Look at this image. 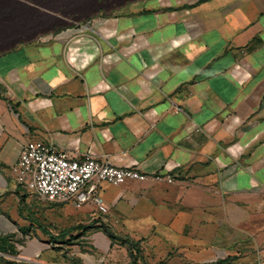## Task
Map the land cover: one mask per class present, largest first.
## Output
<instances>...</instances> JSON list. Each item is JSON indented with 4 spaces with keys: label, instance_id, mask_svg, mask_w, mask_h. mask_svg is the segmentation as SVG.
I'll list each match as a JSON object with an SVG mask.
<instances>
[{
    "label": "crops",
    "instance_id": "crops-1",
    "mask_svg": "<svg viewBox=\"0 0 264 264\" xmlns=\"http://www.w3.org/2000/svg\"><path fill=\"white\" fill-rule=\"evenodd\" d=\"M106 5L0 0V236L18 262L51 251L42 204L12 172L38 140L138 168L150 178L128 189L194 209L198 264H264V0H130L95 17L100 35L77 30ZM114 188H100L108 207Z\"/></svg>",
    "mask_w": 264,
    "mask_h": 264
},
{
    "label": "rangeland",
    "instance_id": "rangeland-1",
    "mask_svg": "<svg viewBox=\"0 0 264 264\" xmlns=\"http://www.w3.org/2000/svg\"><path fill=\"white\" fill-rule=\"evenodd\" d=\"M125 1L130 0H113L115 5L109 6L112 8H108L106 5V12H97L96 8L83 11L82 15H88L89 19L100 14L111 16L113 9H119ZM100 6L99 4L94 7ZM128 187L125 185L109 192L110 211L102 216L86 213L84 209H78L73 204L40 201L42 204V232L52 236L49 238L52 241L51 251L36 257L31 262L26 260L19 262L27 264H38L37 262L84 264L87 258L91 257L98 264H133L134 257H130L131 250L121 241H115L111 247L110 243L102 236L105 244H102V239L101 241L98 239L101 252H97L99 249H96L92 244L91 234L97 230L104 232V228H107L119 238L132 240L136 244L133 254L139 259L137 264H198V257H193L196 252L190 248L192 239L200 237L194 234L192 228L201 220L196 218V211L191 208L182 209V206L176 202L152 205L145 200L144 189H140V187L128 189ZM182 211H187L192 218L182 217ZM167 212L168 214L172 212L174 215H169L170 218H167ZM148 214L150 216H147ZM136 224L139 227H135ZM65 233L66 235L63 236ZM5 258L16 260L9 256ZM3 259L0 258V264H4ZM211 259L206 258L207 261ZM217 262L206 264H217Z\"/></svg>",
    "mask_w": 264,
    "mask_h": 264
},
{
    "label": "built area",
    "instance_id": "built-area-1",
    "mask_svg": "<svg viewBox=\"0 0 264 264\" xmlns=\"http://www.w3.org/2000/svg\"><path fill=\"white\" fill-rule=\"evenodd\" d=\"M95 21V18L89 19L79 24L77 30L100 35ZM12 172L17 183L41 202L73 204L78 209L92 207L100 216L110 211L101 195V186L121 187L130 181L144 182L150 178L138 168H119L92 153L77 160L38 140L22 147ZM153 179L161 182L164 176L156 175Z\"/></svg>",
    "mask_w": 264,
    "mask_h": 264
},
{
    "label": "trees",
    "instance_id": "trees-1",
    "mask_svg": "<svg viewBox=\"0 0 264 264\" xmlns=\"http://www.w3.org/2000/svg\"><path fill=\"white\" fill-rule=\"evenodd\" d=\"M107 0H105L106 2ZM101 13L106 12L105 10H101ZM104 234L109 238V240L111 241L112 246L114 245L115 241H121L123 245H126L131 251H130V257H134V263L133 264H137L138 262V258L135 255L134 256V247L136 246V244L131 240H123L121 238H119L115 233H113L111 230L104 228ZM66 235L63 234V236ZM11 236H7V237H1L0 236V258H4V264H27V263H23V262H18L16 260H10L5 258L7 255L9 257H16L18 255V252L16 251V249L14 248V246L10 243L11 241ZM147 264V263H146ZM217 264H225V261H218Z\"/></svg>",
    "mask_w": 264,
    "mask_h": 264
}]
</instances>
